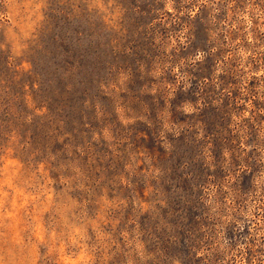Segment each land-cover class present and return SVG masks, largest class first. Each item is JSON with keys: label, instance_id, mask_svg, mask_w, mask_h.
Instances as JSON below:
<instances>
[{"label": "clouds", "instance_id": "9594fccd", "mask_svg": "<svg viewBox=\"0 0 264 264\" xmlns=\"http://www.w3.org/2000/svg\"><path fill=\"white\" fill-rule=\"evenodd\" d=\"M18 3L0 15V59L31 55L37 35L58 40L66 24L113 56L71 126L0 80V264H264V0ZM130 36L153 51L115 59ZM234 91L231 143L217 148L200 117ZM140 125L151 135L134 136ZM189 137L199 151L180 160L189 187L177 189L155 153L175 162ZM173 189L188 199L179 220L166 214Z\"/></svg>", "mask_w": 264, "mask_h": 264}, {"label": "rangeland", "instance_id": "374dc122", "mask_svg": "<svg viewBox=\"0 0 264 264\" xmlns=\"http://www.w3.org/2000/svg\"><path fill=\"white\" fill-rule=\"evenodd\" d=\"M18 10V0H12L11 3L8 0H0V15L5 18L15 17ZM138 23L139 21L132 25L130 33L135 30ZM0 24L4 25L3 28H0V35H4L10 22L5 20L0 21ZM195 34L198 42L203 41L205 39L204 26L197 24ZM116 43L118 42L114 41V44ZM34 44L35 48L31 55L23 59H0V80L9 86V91L13 95L18 92L32 93L34 98L39 95L42 102L51 104L55 118L66 120L71 126L73 121L80 119L79 101L93 88V74L99 71L102 59L113 56V52L108 50L102 52L89 32L75 24H66L61 30L58 40H48L45 43L37 35ZM129 45L133 47L137 56H140L145 49L153 51L149 47V42L136 40L130 36L120 50L115 52L114 58L128 60L126 55H122V49ZM222 79L225 78L222 77ZM227 79L229 82L235 83V80ZM256 86L257 81L253 79L249 83V87L255 88ZM238 95L239 93L234 91L231 98L224 100L221 110L212 109L200 117L207 122L209 130L214 134V144L217 148L226 141L231 143L229 139L231 132L229 131L228 137H225L222 129L227 126L229 105L231 104L233 108L236 107L235 99ZM161 103L163 102L161 101ZM253 103L258 107L261 106L258 101H253ZM243 108L244 106L240 105V110ZM176 115L178 114L174 113L173 119L176 118ZM181 120L183 121V117ZM133 135L140 136L142 139L144 135L150 136L151 133L144 129L143 125H140L137 130L133 131ZM198 151L195 141L189 137L184 150L178 153L175 162H171V158L163 152L155 153L161 165L171 167L172 180L176 182L177 189L181 186L184 189L189 187L187 177L179 171L180 160L189 156L195 157ZM214 154L219 156L218 152ZM201 173L202 166L199 163H194L192 166L193 180L199 179ZM141 194L143 195V193ZM181 195L176 189L167 192L168 209H166V214L170 212L172 216L176 217V220H179L184 211L188 209V199L182 200Z\"/></svg>", "mask_w": 264, "mask_h": 264}]
</instances>
